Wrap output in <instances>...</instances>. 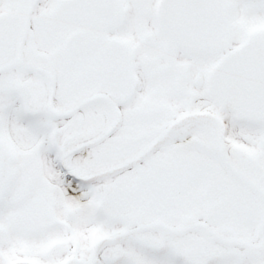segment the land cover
I'll use <instances>...</instances> for the list:
<instances>
[{
	"label": "snow or ice",
	"instance_id": "1",
	"mask_svg": "<svg viewBox=\"0 0 264 264\" xmlns=\"http://www.w3.org/2000/svg\"><path fill=\"white\" fill-rule=\"evenodd\" d=\"M0 264H264V0H0Z\"/></svg>",
	"mask_w": 264,
	"mask_h": 264
}]
</instances>
